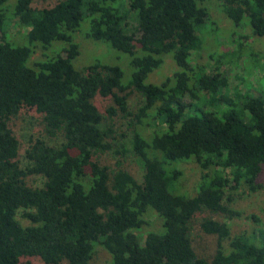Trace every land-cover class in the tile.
Wrapping results in <instances>:
<instances>
[{
	"label": "trees",
	"instance_id": "16d2710c",
	"mask_svg": "<svg viewBox=\"0 0 264 264\" xmlns=\"http://www.w3.org/2000/svg\"><path fill=\"white\" fill-rule=\"evenodd\" d=\"M212 5L238 32L208 75L194 54L219 29H207ZM9 25L27 30L21 43L7 39ZM79 40L86 51L109 46L121 66L113 53L74 66ZM255 41L264 43V0H0V264H92L99 251L107 264H264L259 220L237 235L230 226L242 216L232 205L264 188V52L245 50ZM239 54L255 74L230 97L221 72ZM23 111L40 128L21 163L10 122ZM115 118L128 120L126 147ZM113 148L115 170L100 164ZM127 158L140 178L122 168ZM178 162L198 167L192 195L178 191ZM197 217L216 238L210 257L190 235Z\"/></svg>",
	"mask_w": 264,
	"mask_h": 264
},
{
	"label": "rangeland",
	"instance_id": "374dc122",
	"mask_svg": "<svg viewBox=\"0 0 264 264\" xmlns=\"http://www.w3.org/2000/svg\"><path fill=\"white\" fill-rule=\"evenodd\" d=\"M36 4H54L58 0H35ZM213 9L211 8V14L210 18L212 19V22H214V25H211L207 29L213 30L214 27H219V29L215 30L214 34L211 38L204 37L203 43L204 48L208 49V53H215V58L218 56H224V55H218V52H224V50L230 49L236 50V45L232 43L231 38L237 37V34L234 33L236 29L234 30L232 28V25L230 26L229 20L225 19L221 14L217 13L214 10V5H212ZM227 20V21H226ZM86 24V21H84L79 29V31H83L85 29L84 25ZM232 24V23H231ZM10 27H6V32L8 34L7 39L14 40L15 42L18 41V43L22 42V35L26 33L27 30H23L21 34H17L16 30L17 28L9 25ZM88 30V29H87ZM238 32V31H236ZM242 32L245 34V32L242 30ZM75 41L78 43L76 36ZM83 46V49L85 47V50H82L80 46V55L78 58L74 61V66L77 67L78 64H81L84 66V63L86 65H89L91 63L99 62V63H105L108 64L112 58L111 54L113 53L115 55V58L113 56L114 64L120 65L119 55L110 48L109 46L102 44V43H94V49L86 51V49H90V44L88 41L79 40ZM93 46V45H92ZM103 48H105L103 50ZM245 50H252V52L256 53L260 56V53L264 52V43H261L259 41H255L252 43L248 42V48ZM202 51L201 53L194 54V59L197 60L196 62L198 64H201L205 68V73L208 75L214 74L216 72L215 65L218 64V61L221 58L217 59H210L208 57V53ZM247 51H244L245 53ZM207 53V55H206ZM205 54V55H204ZM218 55V56H217ZM243 55V54H242ZM262 55V54H261ZM38 56V53L34 55L33 59H36ZM238 60L233 65H228L225 67L224 70H222V74L227 78L228 80V94L230 97H232V94H234L237 91H239L241 94L246 91V88L240 84V78H245V80H251V76L255 73L252 71H248L245 67V59L240 54L238 55ZM264 56V55H263ZM118 60H117V59ZM112 61V60H111ZM235 61V60H234ZM264 66V60L260 62ZM121 66V65H120ZM170 63L165 64V68L168 72H165V74L170 73V69L167 67H170ZM161 68H164V65H162ZM160 68V69H161ZM260 74L264 76L263 71L257 72V75ZM222 75V76H223ZM249 75V78L247 77ZM153 80L156 83H159V76L153 75ZM161 77V76H160ZM253 87H257L256 83L253 82ZM258 93L257 91H255ZM110 104L109 100L101 99L99 100L100 109L104 110L108 105ZM141 104V99L137 96L132 94L127 101L128 108L131 112H136L137 108ZM127 121L120 118H115V129L116 132L121 134V132H124L125 138L120 139V141H117V145H121L120 143L124 144L125 147L127 143L130 141V133L127 130ZM11 129L13 130L15 136L17 137L19 143H20V154L18 157V160L21 163H24L23 160V154L24 150L28 147L29 139L35 138L39 131L38 128H40L39 125V117L33 113H25L24 111L19 114V116L12 120L10 122ZM150 132V129L147 130L146 134ZM51 144H55V142H52ZM116 157L114 148L111 152L108 154H105L101 156L100 158V164L104 166H109L111 170L116 169ZM122 168L124 170H127L130 174H132L134 177L140 178V170L138 168V165L136 162L131 158H127L125 161H123ZM170 169L179 170L182 174L179 177L178 180V191L180 193H185L188 195H192L195 193V191L198 189L196 188L197 182L199 180V173H198V167L192 163V162H186V163H175L173 166L170 167ZM34 179V183H40L39 178L34 177L30 178ZM264 186V185H263ZM239 199V198H238ZM232 208L236 211L240 212L242 216L240 218H235L233 221L230 222L231 226V232L232 235H237L242 232H249L251 229L255 227V221L252 219V217H255L259 220L260 227L264 229V188L260 189V192L254 195L249 196H243L239 200H237L233 205ZM213 218L217 220H223L221 217L213 216ZM196 221L192 222L190 235L194 242V247L198 255L204 256V257H210L216 249V238L215 236L211 235H205L203 234L198 227V221H200V218L197 217L195 219ZM225 247L227 246V243L224 244ZM108 256L103 253L102 251H99L97 256L95 257L92 264H107L108 262ZM34 264H43L40 260H36Z\"/></svg>",
	"mask_w": 264,
	"mask_h": 264
}]
</instances>
